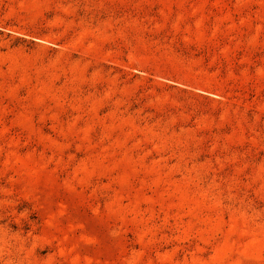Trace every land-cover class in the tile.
I'll use <instances>...</instances> for the list:
<instances>
[{
    "label": "rangeland",
    "instance_id": "374dc122",
    "mask_svg": "<svg viewBox=\"0 0 264 264\" xmlns=\"http://www.w3.org/2000/svg\"><path fill=\"white\" fill-rule=\"evenodd\" d=\"M0 264H264V0H0Z\"/></svg>",
    "mask_w": 264,
    "mask_h": 264
}]
</instances>
